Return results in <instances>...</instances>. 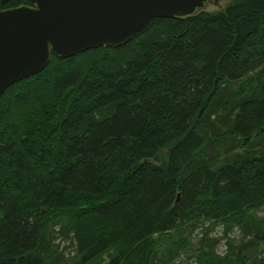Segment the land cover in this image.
Masks as SVG:
<instances>
[{"label": "trees", "instance_id": "16d2710c", "mask_svg": "<svg viewBox=\"0 0 264 264\" xmlns=\"http://www.w3.org/2000/svg\"><path fill=\"white\" fill-rule=\"evenodd\" d=\"M218 226L243 235L224 256ZM181 256L264 264V0L53 54L0 96V264Z\"/></svg>", "mask_w": 264, "mask_h": 264}, {"label": "water", "instance_id": "95a60500", "mask_svg": "<svg viewBox=\"0 0 264 264\" xmlns=\"http://www.w3.org/2000/svg\"><path fill=\"white\" fill-rule=\"evenodd\" d=\"M203 1L31 0L34 6L0 10V96L45 69L53 54L124 44L153 19L193 15Z\"/></svg>", "mask_w": 264, "mask_h": 264}, {"label": "rangeland", "instance_id": "374dc122", "mask_svg": "<svg viewBox=\"0 0 264 264\" xmlns=\"http://www.w3.org/2000/svg\"><path fill=\"white\" fill-rule=\"evenodd\" d=\"M233 0H204L203 5L201 7H198L194 14H198L201 11H222L224 10ZM193 14V15H194ZM201 226V225H200ZM190 238L192 239L193 244H198V240L202 237V226L199 227V225H196L193 227L192 232L189 233ZM212 237L215 238H221L224 237L221 245L219 246L218 253L221 255H225L227 251L229 250L228 242H235L236 244H239L243 240V235L240 232V230L236 229L234 232L225 235L224 229L221 226H218L215 228L212 233ZM60 245V251H64L66 254V257L71 258L75 256V247L73 242L69 239L65 238H58L57 244ZM176 264H197L196 260L191 257L187 256H181Z\"/></svg>", "mask_w": 264, "mask_h": 264}]
</instances>
